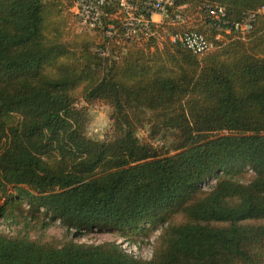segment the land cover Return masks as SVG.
<instances>
[{
	"label": "trees",
	"instance_id": "16d2710c",
	"mask_svg": "<svg viewBox=\"0 0 264 264\" xmlns=\"http://www.w3.org/2000/svg\"><path fill=\"white\" fill-rule=\"evenodd\" d=\"M72 3L0 0V220L22 223L0 231V264H263L264 14L245 35L231 26L264 0H175L148 40L74 33ZM192 31L206 52L165 35ZM106 42L117 59L97 52ZM96 104L102 140L86 134ZM55 222L76 236L161 231L142 259L48 237Z\"/></svg>",
	"mask_w": 264,
	"mask_h": 264
},
{
	"label": "built area",
	"instance_id": "2783aa9c",
	"mask_svg": "<svg viewBox=\"0 0 264 264\" xmlns=\"http://www.w3.org/2000/svg\"><path fill=\"white\" fill-rule=\"evenodd\" d=\"M174 2L175 0H73L70 12L83 29L91 31L97 28L102 29L106 38L148 40L157 36L152 27L155 24H163L167 12L169 8L173 7ZM108 7H114L115 17H121L118 19V25L108 23L104 27L102 18L105 16L104 10ZM257 14H264V7L255 13H249L242 21L234 23L231 29L237 34L245 35L251 30ZM153 15H158L160 21H153ZM209 15L219 24H224L225 12L222 8L210 7ZM184 21L185 18L181 14H177L168 20V24L175 26L183 24ZM165 35L172 43H179L194 54H202L209 49L205 37L194 31ZM97 52L102 57L117 59V50L111 43H104L103 46L97 48ZM124 251L127 252L125 249Z\"/></svg>",
	"mask_w": 264,
	"mask_h": 264
},
{
	"label": "rangeland",
	"instance_id": "374dc122",
	"mask_svg": "<svg viewBox=\"0 0 264 264\" xmlns=\"http://www.w3.org/2000/svg\"><path fill=\"white\" fill-rule=\"evenodd\" d=\"M68 23L69 27L74 33H86L88 35H94V33L96 32V29L95 31L83 29L72 14L71 16H69ZM108 114L109 109L105 106L98 104L88 106L89 122L86 129V134L88 137L96 140H102L109 135L110 122L108 119ZM137 135L138 137L142 138L145 133L144 131H139ZM153 142L155 144L162 143L159 139ZM213 184V180L208 181L207 183L202 185V190H208L209 187ZM21 225L22 223L9 221L6 222L0 220V231L13 234L20 229ZM160 231L161 228L157 226L156 228L141 235L126 234L125 236H122L114 233L93 231L90 233H84L80 236H76L74 235L73 231L67 233L66 230L58 224V222H55L54 224L44 229L42 232H44L48 237L56 238L58 240L73 239L78 243L101 244L104 242H116L135 257L149 259L153 251L154 243L158 238ZM29 235L34 238L39 235V232L32 230L29 232Z\"/></svg>",
	"mask_w": 264,
	"mask_h": 264
},
{
	"label": "crops",
	"instance_id": "0c3cea01",
	"mask_svg": "<svg viewBox=\"0 0 264 264\" xmlns=\"http://www.w3.org/2000/svg\"><path fill=\"white\" fill-rule=\"evenodd\" d=\"M153 21L158 22L160 21V17L158 15H153L152 17Z\"/></svg>",
	"mask_w": 264,
	"mask_h": 264
}]
</instances>
